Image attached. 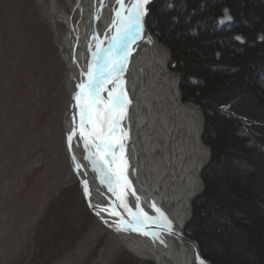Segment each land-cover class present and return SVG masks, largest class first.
I'll return each mask as SVG.
<instances>
[{"label":"bare ground","instance_id":"bare-ground-1","mask_svg":"<svg viewBox=\"0 0 264 264\" xmlns=\"http://www.w3.org/2000/svg\"><path fill=\"white\" fill-rule=\"evenodd\" d=\"M36 1L62 60L68 100L63 119L64 145L91 212L138 257L154 264H208L188 242L171 234L158 236L153 217L146 210L156 207L182 231L190 218L194 196L202 188L201 173L210 157V148L202 139L203 112L181 98L179 76L169 68L168 49L140 28L138 35L133 33V39L113 52L120 64L100 95L107 101L109 90L116 89L112 94L123 92L128 101L117 129L123 153L119 144L115 153L130 186L123 187V180L116 177L110 184L101 170L103 165L95 163L93 153L84 149L78 132L71 143L68 136L77 125V83L99 53L97 45L104 49L110 43L112 47L120 5L117 0ZM134 2L124 0V8ZM60 25L65 28L63 33ZM103 56L98 61L101 64ZM136 201L142 208L134 205Z\"/></svg>","mask_w":264,"mask_h":264},{"label":"trees","instance_id":"trees-1","mask_svg":"<svg viewBox=\"0 0 264 264\" xmlns=\"http://www.w3.org/2000/svg\"><path fill=\"white\" fill-rule=\"evenodd\" d=\"M224 8L228 25L218 23ZM148 9L183 101L205 118L210 158L186 235L211 264H264V0H153Z\"/></svg>","mask_w":264,"mask_h":264},{"label":"rangeland","instance_id":"rangeland-1","mask_svg":"<svg viewBox=\"0 0 264 264\" xmlns=\"http://www.w3.org/2000/svg\"><path fill=\"white\" fill-rule=\"evenodd\" d=\"M62 66L37 1L0 0V264L150 261L84 199L64 145Z\"/></svg>","mask_w":264,"mask_h":264},{"label":"snow or ice","instance_id":"snow-or-ice-1","mask_svg":"<svg viewBox=\"0 0 264 264\" xmlns=\"http://www.w3.org/2000/svg\"><path fill=\"white\" fill-rule=\"evenodd\" d=\"M146 2L147 0H135L124 15V0H117L120 8L116 12L118 21L116 35L112 37V47L104 50L97 45V51L104 52V62L89 66L87 82L78 85L80 93L75 97L80 106L79 136L85 140L86 146L89 141L91 142V146L95 149L94 162L103 165L101 170L104 171L105 179L110 184L114 182L113 177L123 180L125 188L130 185L124 176L123 166L117 161L115 147L119 144L123 153L124 145L121 142L122 137L117 134V129L126 113L128 101L123 92L113 95L116 89L109 90L107 101L103 100L100 93L104 83L111 79L120 64V61L113 57V52L119 51L127 41L133 39V33L139 34L140 19L144 14ZM74 135L76 130L68 136L69 143Z\"/></svg>","mask_w":264,"mask_h":264},{"label":"water","instance_id":"water-1","mask_svg":"<svg viewBox=\"0 0 264 264\" xmlns=\"http://www.w3.org/2000/svg\"><path fill=\"white\" fill-rule=\"evenodd\" d=\"M153 0H147V2L145 3L144 5V14L141 16V19H140V28L145 31V33H149L150 32L148 31L147 27H146V19H147V15H148V7L149 5L151 4ZM128 8L126 7L125 9V15L127 14V10ZM224 14L223 17H219L218 18V23L221 24V25H225L227 24L228 22H230L231 20V16L228 12V10L225 8L223 9V12ZM262 33H259L258 34V40H261L262 39ZM234 39L235 40H238V41H243V37L240 35V34H236L234 36ZM158 41V40H157ZM110 47V43L107 44L105 47H104V50H107L109 49ZM104 55V52H99L93 59V62L91 63V65L89 66H96L97 65V62L99 61V59L101 58V56ZM170 55V53H169ZM99 58V59H98ZM89 66L87 67V69L83 72V74L81 75L82 77H80V80L82 81V79H84L85 81L88 79L87 77V72L89 70ZM179 76V74H178ZM179 80H180V76H179ZM79 81L77 83V86H76V96L80 93V88L78 87V85L82 84L83 82ZM85 83V82H84ZM182 98V96H181ZM75 113H76V116H77V125H76V128L75 130L78 132L77 135L78 137L81 139V142H82V145L84 147V149L88 152H92L94 153L95 152V149L91 146V142L89 141L87 146H86V142L85 140H83L80 136H79V121H80V106H79V103L78 101L76 100V106H75ZM209 147V146H208ZM210 152V150H209ZM210 158V157H209ZM115 167V165H113V168ZM124 176L126 177V175L124 174ZM127 178V177H126ZM203 184H202V188L200 190V192L203 190ZM198 192V193H200ZM84 196V195H83ZM196 196H194L195 198ZM85 199V197H84ZM86 201V200H85ZM87 203V202H86ZM88 205V204H87ZM134 205H137L139 206L140 208H142V205L139 204L137 201L134 202ZM89 206V205H88ZM156 207L154 206H150L149 208H147L146 210L151 214V216L153 217L152 220H153V224L155 225V231L157 233L158 236H169V234L173 235V236H176L186 242H188L192 247H194L197 255L199 256V258L203 261V262H206L208 264H211L207 259H205L201 252H200V249H199V245L196 241H194L193 239H191L189 236L186 235V232H185V227H186V224L184 225L183 227V230L182 231H178L174 226L173 224L171 223V221L166 218L165 216L161 215V213H159L158 211H156ZM192 217V212H191V215H190V218L189 220L191 219ZM188 220V221H189ZM138 257V256H137ZM141 258V257H139ZM143 260H148L146 258H141Z\"/></svg>","mask_w":264,"mask_h":264}]
</instances>
